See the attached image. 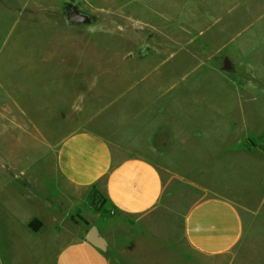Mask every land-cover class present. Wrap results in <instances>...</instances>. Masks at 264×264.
<instances>
[{"label": "rangeland", "instance_id": "1", "mask_svg": "<svg viewBox=\"0 0 264 264\" xmlns=\"http://www.w3.org/2000/svg\"><path fill=\"white\" fill-rule=\"evenodd\" d=\"M71 7L90 17V23L70 24ZM154 51L172 55L166 67L181 63L189 71L171 92L172 100L178 95L180 101L171 106L168 119L173 131L202 132L204 137L186 140L178 154L185 158L182 168L210 162L218 175L225 174L232 197H244L264 212V202L259 207L264 161L254 158H264V0H0V154L9 175H23L42 195L38 199H50L60 227L57 233L50 225L37 236L20 233L22 264L50 262L71 232L92 226L114 256L140 235L171 251L166 263H207L183 248L181 222L177 235H162L157 225L175 226L167 214L148 228L138 217L102 210L97 191L85 193L65 183L55 170L54 154H47V142L82 125L124 91L123 82L142 76L132 74L133 69L158 64L160 59L150 54ZM56 102L59 122L57 114H50ZM19 110L42 137L31 126L25 135L19 132L27 123ZM200 112L215 121L213 128L206 121L189 124ZM236 139H250L245 146L252 155L239 166L230 160L229 167L220 168L214 153L210 160L203 155L236 145ZM203 197L193 179L173 178L163 209L183 211ZM32 205L27 214L50 221L38 200ZM138 249L133 246L129 255Z\"/></svg>", "mask_w": 264, "mask_h": 264}, {"label": "crops", "instance_id": "2", "mask_svg": "<svg viewBox=\"0 0 264 264\" xmlns=\"http://www.w3.org/2000/svg\"><path fill=\"white\" fill-rule=\"evenodd\" d=\"M162 52H150L153 58L160 59L158 64H150V70L133 69L132 74L142 76L136 81L123 82L126 86L124 91L96 115L54 143L47 142V154H54L55 170L65 183L85 193L93 190L100 192L118 215L138 217L143 225L150 228L167 214L175 226L157 225L156 229L161 230L162 235L166 232L177 235L176 224L181 222L183 248L206 261V264H264V212L250 207L244 197H232L226 191L229 181L225 174L218 175L210 162L202 160L195 168L181 166L185 158L178 154L183 152L186 140L199 141L204 134L198 132L189 135L188 131L172 130L168 117L171 106L178 105L180 98L176 95L172 100L171 92L189 71L182 69L181 63L166 67L172 55L161 57ZM165 67L166 70L161 73ZM197 67H202V63ZM13 104L19 108L15 102ZM50 112L57 114L59 122L57 102ZM25 120L28 125L19 126V132L25 135L28 126H31L43 136L30 118L26 117ZM205 121L211 128L215 125L214 120H205L201 112L199 117L190 119L189 124ZM249 140L236 139V145H224L217 151L206 150L203 155L206 154V159L210 160V153H214V161L220 162V168L229 167L230 160L239 166L252 157L245 146ZM203 155H200V159H203ZM254 158L264 161L260 156ZM8 166V163L0 166V264H22L20 233L30 231L37 236L49 225L56 233L60 227L54 218L50 199H38L41 194L33 190L23 175H9ZM213 172L217 176L211 177V182L206 181V176ZM173 178L193 179L195 186L204 192V197L183 211L163 209L164 194ZM28 189L31 192L29 195ZM37 200L50 216L49 222L39 213L27 214L28 208H33L32 203ZM262 202L264 200H260L259 207ZM54 207L58 208V205ZM33 220L40 223L37 232L28 226ZM88 230L71 232L70 240L55 257L48 263H40H180H166L164 259L169 260L166 257L172 256L171 251L161 241L150 243L138 239L140 235L119 248V254L114 256L111 248L107 250L106 247L102 251L86 242L84 237ZM133 246L139 247L138 252L129 255ZM185 259H182L183 262ZM32 264L38 263L35 261Z\"/></svg>", "mask_w": 264, "mask_h": 264}, {"label": "water", "instance_id": "3", "mask_svg": "<svg viewBox=\"0 0 264 264\" xmlns=\"http://www.w3.org/2000/svg\"><path fill=\"white\" fill-rule=\"evenodd\" d=\"M68 21L70 24H89L91 19L87 15L80 13L75 7H71L68 15ZM226 63L223 64V67H226ZM6 165L5 159L0 154V166ZM85 241L94 246L97 249L102 251L106 250L107 242L100 235L98 229L95 226L90 227L87 231Z\"/></svg>", "mask_w": 264, "mask_h": 264}, {"label": "trees", "instance_id": "4", "mask_svg": "<svg viewBox=\"0 0 264 264\" xmlns=\"http://www.w3.org/2000/svg\"><path fill=\"white\" fill-rule=\"evenodd\" d=\"M97 196L100 202V208L102 210H106L107 212L109 209H111V207L109 206L108 200L103 194H101L100 192H97ZM28 226L34 232H37L40 229V223H38L36 220L31 221Z\"/></svg>", "mask_w": 264, "mask_h": 264}]
</instances>
